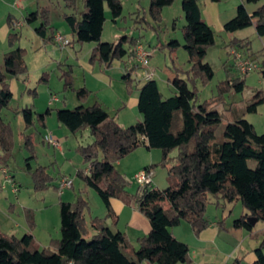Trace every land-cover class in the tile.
Returning a JSON list of instances; mask_svg holds the SVG:
<instances>
[{
  "label": "trees",
  "instance_id": "1",
  "mask_svg": "<svg viewBox=\"0 0 264 264\" xmlns=\"http://www.w3.org/2000/svg\"><path fill=\"white\" fill-rule=\"evenodd\" d=\"M169 0H151L149 14L157 25L163 21V8ZM185 24L181 27L183 42L172 39L166 47L175 52L183 47L188 52L190 70L188 78L176 69L171 84L174 92L164 96L157 80L146 79L139 87L138 110L142 120L129 126H122L100 102L74 108L55 109L59 123L76 134L89 130L93 141L80 144L76 150L82 155L89 168L77 171L84 182L93 188L106 207L104 217H94L90 235L86 213L90 209L88 200L81 193L74 202H60L61 237L52 241L49 247L39 248L31 231L21 237L7 234L0 225V264H185L191 261L190 247L172 234V228L187 221L194 233L199 235L211 225L207 218L210 194L219 205L220 199L228 203L241 202L246 212L234 220V226L254 229L249 217L264 223V134L257 132L248 114L258 112L264 104V92L256 90L252 99L241 108L231 107L230 117L219 110L227 94L242 93L246 76L229 73L220 82L217 95L199 101L197 81L208 83L214 77V69L206 61L210 47L216 43V31L202 15L201 0H180ZM219 2L222 0H213ZM259 0H247L257 3ZM71 13L63 15L71 33V44L94 42L90 62L110 67L115 60L133 63L123 79L132 86L135 79L132 72L140 68L134 63L136 45L140 38L124 35L115 42L101 40L106 21L105 7L117 22L123 14L121 0H84V9L79 10L76 0H70ZM39 20L35 32L43 41H53L55 27L50 20L48 9H39L27 21ZM147 23L152 27L151 21ZM174 21V25H175ZM255 26L258 36L264 38V5L249 12L246 4L237 7L236 15L224 24V30L234 33ZM19 34L8 35L9 45L14 46ZM230 46L252 49L250 39L233 38ZM26 50L14 48L5 54L12 66L10 75L0 67V164L8 167L14 150V131L10 122L3 118V110H13L23 117L21 132L25 148L27 170L32 174L36 190L43 191L52 186L54 177L47 166L33 168L36 159L32 134L33 127L46 128L47 117L53 109L48 107L39 112L34 105L12 108L14 93L10 78L26 73ZM236 67V65H234ZM68 73V72H67ZM260 73L264 78V61ZM45 79V75L42 77ZM65 89L76 92L83 102L91 95L86 87L75 88L72 71L63 75ZM224 129L219 133L224 119ZM146 147L160 149L161 161L156 165L168 167L170 185L164 189L146 186L142 192L123 196L131 182L116 169V163L135 150ZM176 151V155L173 152ZM251 162L255 165L251 166ZM57 188V186L55 185ZM122 197L127 204L136 206L150 222V232L138 239V247L131 244L128 236L113 230L106 219L117 215L111 206L113 198ZM169 206L165 207L164 203ZM29 225H35L33 214L28 215ZM262 240L256 248L253 264H264V230Z\"/></svg>",
  "mask_w": 264,
  "mask_h": 264
},
{
  "label": "rangeland",
  "instance_id": "2",
  "mask_svg": "<svg viewBox=\"0 0 264 264\" xmlns=\"http://www.w3.org/2000/svg\"><path fill=\"white\" fill-rule=\"evenodd\" d=\"M121 1L123 3V14L117 22L112 20L109 8L107 6L105 7L107 18L104 23V30L101 38L103 42H115L124 35L138 36L140 37V41H142L146 47L147 44L152 43L153 48L156 47L157 42H159L158 44H161V41H164L165 39H167L168 42L172 39H180L181 42H183L182 33L180 31L182 24L184 25L185 23V18L180 0H176L172 6L166 7L164 12L165 18L160 25H157V23L154 21L152 22L151 20L149 14L151 0ZM69 2L70 0H0L1 70L10 75L12 66L9 65V60L5 59L6 53L14 48H25L26 50V73L19 77L10 78L11 89L14 93V98L11 103L12 108H22L28 105H34L39 112L45 111L48 107L53 109L52 114L47 117V128L38 126L30 128L27 131L28 134H32L33 136L36 151V159L31 161L32 167L36 168L39 165H47L48 171L55 178L52 186L43 191L36 190L32 174L27 170L26 158L29 156V152L23 144L21 135V132L24 129L23 117L20 114H16L13 110H10L11 112L8 111V109L3 110L4 118L11 121L15 141L13 156L8 165V173L14 174L16 178L15 181L21 183L23 202L22 204H19V209L21 210L22 217L27 223L28 231H31L34 235L35 244L41 249L49 247L53 240L61 237L59 207L61 201L59 200L58 195L60 191L55 187L57 183L59 184L61 178H63L62 176L58 182L60 173L67 175L66 177L72 179L74 183L73 188H67L64 190L63 201L68 200L74 202L77 196L82 193L91 205L93 215H104L103 210H106L98 193L93 188L89 187L77 174V171L80 168L88 169L84 164L82 155L76 150L78 141L81 144H88V129L84 130L87 133H84L83 135H80V133H83L84 131L74 135L66 126H64L62 128L69 132L70 135L69 137L64 136L62 131H58L59 126L63 125L58 122L55 111V109L58 108H74L80 104H84L85 106L89 105V102L87 101L82 103L78 99L75 91L65 89V81L62 79V76H67L68 73L72 71L75 86L82 85L81 83L84 81L85 73L81 69V65H86L88 63L91 49L94 47L95 43L88 42L79 44L74 42L64 47L54 44L52 41L46 43L36 34V26L33 24L35 21L31 23L25 21V19L32 18V16L38 13V9H48L52 24L60 31H66L68 37H71L70 28L63 18L64 13L72 12ZM76 2L78 9L83 10L84 0H76ZM22 5L23 9L17 7ZM10 13L24 22L22 26H19L16 29L20 38L12 47L9 45L8 37H4L2 34L4 25L7 24L8 15ZM179 15L182 16V24L179 22L181 21ZM173 17L176 19L178 27H180L176 32L172 31ZM148 20L151 21L154 27L147 23ZM166 24L170 28L169 33L167 32ZM36 25L39 26V21ZM166 34H168L167 37ZM216 36V43L209 48L206 57V61L211 64L215 74L212 80L206 84H203L200 80L196 82L199 89V101H204L217 95L220 82L227 79L229 73L239 76L236 67H234L235 56L231 54L232 48H237V51L241 52L246 57H252L251 54H248L252 49L248 51L246 48L232 47L229 44L231 40L227 41L225 35L222 36L216 32ZM232 37L234 36L232 35ZM257 38L251 40V43L253 51L261 55L260 60H262L264 46L262 40ZM168 54L169 52L167 51L160 52V50H158V53L153 59H151L148 67L149 70L154 72V79L157 80L161 92L166 97L172 95L169 87L173 88L172 85L167 84V77L165 74L166 67H172V61ZM177 54V65L184 70L183 78L187 79L189 75L187 71L190 70L188 52L181 47ZM261 63L262 62H259V67H261ZM144 72V68L134 70V76H136L139 82L146 80ZM44 75L45 79H42ZM256 90L264 92V78L260 73V68L248 74L245 81V89L242 93L226 95L224 103L219 110L226 118L230 117L232 115L231 112H229L231 107L241 108L246 106V104L252 99ZM53 96L58 97V100H53L50 104L51 106H49V101H51V97ZM92 98L93 97H90L89 99L91 100ZM262 105V111L264 112V104ZM226 118L220 126L219 133L222 132L224 125L227 123ZM250 118L257 122H261L264 119L260 111L250 115ZM258 129L261 131V127ZM44 132L52 133L53 135H58L60 137L59 141L65 148L67 153L66 156L61 155L55 146L42 142V135ZM92 139L93 138L91 137V140ZM54 152L56 154L57 162L53 161L54 158H52ZM176 153L177 152L174 151L173 155H176ZM161 158L162 151L160 149L141 147L133 155L125 157L121 165L115 166L120 173H123L122 171H125L126 169H135L137 167L142 168L145 164H156L161 161ZM250 164L251 166L255 165L254 162H251ZM151 169L153 172L152 185L154 187L164 189L170 185L168 167L156 165ZM124 175L131 184L127 186L123 196L136 193L139 186L135 180V175ZM9 180V182L14 181V178H11L10 175ZM83 188H85L87 192H83ZM216 200L217 198L210 194L211 202L207 208L208 220L213 224H223V226L214 225L216 226V229L218 228L220 230L214 244L201 241L187 221H183L180 225L172 228L174 236L180 241L188 244L190 247V257L192 261L185 264H253L256 259L255 250L260 245L263 237L262 231L264 230V223L258 221L254 225L252 232L245 228H237L234 226V220L246 212L242 203L240 201L236 203H228L220 199L221 203L219 202V205H217L215 203ZM101 206L103 208L102 212L100 211ZM164 206L168 207V202H165ZM30 214H33L34 216L35 225L33 227L29 225L28 221V215ZM90 217L91 216L88 212L86 218L89 225V233L92 235L94 230L90 227ZM107 223H110V221ZM122 224L124 225V222ZM24 234L25 232H23V230H19L17 233L19 237ZM133 243H135L134 246L137 248L138 243L135 241ZM217 249H221L223 254L217 255Z\"/></svg>",
  "mask_w": 264,
  "mask_h": 264
},
{
  "label": "crops",
  "instance_id": "3",
  "mask_svg": "<svg viewBox=\"0 0 264 264\" xmlns=\"http://www.w3.org/2000/svg\"><path fill=\"white\" fill-rule=\"evenodd\" d=\"M21 1H26V0H21ZM168 2H171V3L167 4L163 9V20L165 18L164 12H165L166 7L172 6L176 2V0H169ZM200 2H201L202 15H203V18L205 19V21L216 32H218V34H220L222 36L225 35L227 41L232 40L233 38L253 40V39L258 37L262 40L263 46H264V38L258 36V34L256 32V28L254 25L250 26L246 29H242V30H238L234 33H230V34H229V32H226L224 30V24L229 19H231L232 17H234L236 15L237 7L240 4H242V3L246 4V7L248 8L249 12L252 13L257 8L264 5V0H259L257 3H247V0H222L219 2H215L213 0H201ZM17 7H20L21 9H23L22 8L23 5L17 6ZM105 14H106V18H107L106 11H105ZM179 16L181 17V21H179V22H180V24H182V20H183L182 16L181 15H179ZM36 20H33L31 22L35 21L33 24H34V26L37 27L38 25H36V24L39 20L38 21H36ZM173 20L176 22V19H174V17H173ZM16 21H21V20H19L16 16H14L10 13L8 15L7 24L4 25V28H3L2 34L4 37L5 36L8 37L9 33H11V32L18 33L16 30L17 27L14 26V22H16ZM25 21L29 22V21H27V19H25ZM174 21H173V23H174ZM31 22H29V23H31ZM52 26H54V25L52 24ZM182 26H183V24H182ZM166 29H167V32L169 33L170 28L168 25L166 26ZM177 29H180V27H178V24L177 23H175V25L173 24L172 31L176 32ZM55 32H62V31H60L57 27H55ZM62 33H64L68 37V35L66 34V31H64ZM232 35L234 37H232ZM167 36H168V34H166V37ZM136 37H138V36H136ZM69 38H71V37H69ZM52 42L55 44L54 41H52ZM139 42L142 43V41H140V40H139ZM161 42H162L161 44H158L159 42H157V45L155 48L157 49V53H158V50H160V52H162V51L163 52H165V51L169 52L168 56L171 58L172 67L167 66L165 69V74L167 77V84L172 85L171 81L176 75L175 70L178 68L184 72V70H182L181 68L178 67L177 61H176V60H178L177 59V55H178L177 53H178V50L180 48L175 52H170V49L168 47H166L168 40L165 39L164 41L162 40ZM251 46H252V43H251ZM45 47H46V45H45ZM147 48L155 49V48H153L152 43L147 44ZM92 49H91V51H92ZM80 50H81V48H80ZM90 54H91V52H90ZM248 54H251L252 58L263 63L264 55H263L262 60H260L261 55H259L258 53H255L253 51V47H252V50L248 52ZM154 56H152L150 58V61H151V59L154 58ZM89 59H90V55H89ZM89 59H88V63L86 65L85 64L81 65V69L85 73L84 74L85 75L84 81H83V83H81L82 85H76L77 87L75 86V88L86 87L88 90L91 91V95L87 99H85L83 102H86V101L89 102V105H87V106L93 105L96 102H100L104 106V108L110 113V115L114 116L117 119V121L124 127L141 121L142 120V114L138 110V97H139V87L144 81L139 82L137 80L136 76H134V71L132 72V75H131V77L135 79L134 85L129 86L125 82V80L123 79L124 74L128 73V71H129V69L133 63H125V61H122V60H115L110 67H105L104 65H101L99 63L93 64L90 62ZM134 63H136V61H134ZM137 69H139V68H137ZM86 73H87V76H86ZM182 76H184V75H182ZM169 90L171 93L174 92L173 88L169 87ZM90 97H93V98L90 100L89 99ZM56 98H57L56 99V101H57L58 97H56ZM50 104L51 103L49 101V106H51ZM18 109H20V108H18ZM258 110L262 113L263 118H264V112L262 111L263 105H260ZM8 111H10V110H8ZM250 115H252V114L247 115V119L254 124L258 133L264 134V119L261 122H257L255 120L251 119ZM3 118H4V116H3ZM6 121H8V120H6ZM8 122L11 123V121H8ZM62 127H64V125L59 126L58 131H62L64 136L69 137L70 136L69 132L64 130ZM259 127H261V129H260L261 131H259V129H258ZM46 128H47V120H46ZM87 131L89 133L87 142L90 143L93 141V139L91 140L92 135L90 134V131L89 130H87ZM78 133H80V132H78ZM84 133H87V132L84 131L83 133H80V135H83ZM46 134H48V133L44 132L42 135V142L45 144H47V142L44 140V136ZM49 134H52V133H49ZM74 135H77V133ZM53 136L58 141L60 140V137L58 135H53ZM80 144L81 143L78 141L76 148ZM48 145H49V143H48ZM55 148L57 149V151L61 155L66 156L67 153L65 151L63 144L60 141H59V146H55ZM137 150H135L130 155H133ZM53 155H54L52 157V158H54L53 161L57 162L55 152L53 153ZM123 160L124 159L118 161L116 163V165H121ZM44 166H47V165H44ZM149 166L150 165L145 164L142 168H147ZM142 168L137 167L135 169H128V170L126 169L125 171H122V172L124 174H126L127 176H128V174H133V176H134L137 173V171H140ZM5 169L9 172L8 167L2 166L0 164V225H1V229L3 232H5L7 234L17 235L19 230H23V232L26 233L28 231V226H27V223L25 222L24 218L22 217L21 210L19 209L20 208L19 204H22V202H23L21 183L15 181L16 178H15L14 174H9L8 172L5 173ZM130 172H132V173H130ZM7 175H11V178H14V181L9 182L10 180L8 181L6 178ZM62 176L66 177L67 175L60 173L58 182ZM9 183H11V184H9ZM57 185H58V183H57ZM73 187H74V183H73ZM57 189H59L58 186H57ZM83 190H84L83 192L86 191L85 188H83ZM138 191H139V187H138L137 192ZM11 195H13V196H11ZM58 195H59V200L63 201L64 200L63 199L64 198L63 197L64 196V190L60 191ZM66 201H68V200H66ZM220 203H221V201H220ZM111 206L115 212V215H117V220H115V217L108 218V219H106V223L108 221H110V223H107V225L115 231L119 230V231L125 233L128 236L133 247H135L134 246L135 243H133V242L135 241L136 243H138L137 241L140 237L145 236L150 232L151 225H150L149 220L147 219V217H145L139 211V209L136 206L127 204V202L122 197L113 198L111 200ZM102 210H103V208L101 206L100 211L102 212ZM88 212H89V215L91 216L90 217V221H91V219L94 217H104L106 215L107 211L103 210L104 215H93L92 211H91V205H90V209L87 211V213ZM17 218L19 219V221ZM123 222H124V225L122 224ZM214 225H216V226L222 225L223 226V224L211 223V225L208 228H206L205 230H203L199 235H197V237H199L201 239V241H203L205 243H213L214 244V242L216 241V238L218 237V235L220 233L219 232L220 230L218 228L216 229L215 228L216 226H214ZM93 233H94V231H93ZM172 234L174 235L173 230H172ZM216 253H217V255L223 254L221 249H217ZM255 260H254V262H255ZM191 261H192V259H191Z\"/></svg>",
  "mask_w": 264,
  "mask_h": 264
},
{
  "label": "built area",
  "instance_id": "4",
  "mask_svg": "<svg viewBox=\"0 0 264 264\" xmlns=\"http://www.w3.org/2000/svg\"><path fill=\"white\" fill-rule=\"evenodd\" d=\"M23 22L21 21H16L14 22L15 27L22 26ZM53 41L55 44L64 47L68 46L71 44V38L67 37L64 33L62 32H55ZM157 53V49H150L147 48L143 43L138 42L136 45V57L135 61L137 65L140 66V68H144V77L146 79H152L154 78V72L149 70V63H150V58L154 56ZM231 54L235 56V65L236 69L241 76H246L252 71L259 69L260 64L259 61L252 58V57H246L244 56L241 52L237 51V48H232L231 49ZM56 97H52L50 103L53 102V100H56ZM44 140L53 145V146H59V141L53 136V134H46L44 136ZM89 170V169H88ZM87 170V171H88ZM8 171L5 169V173ZM7 180L10 179V175H7ZM135 180L137 181V184L139 186V192H142V190L148 186L153 184V172L151 168H144L138 171L135 174ZM73 187V180L68 178V177H63L61 178L58 188L60 191L65 190L67 188H72Z\"/></svg>",
  "mask_w": 264,
  "mask_h": 264
},
{
  "label": "water",
  "instance_id": "5",
  "mask_svg": "<svg viewBox=\"0 0 264 264\" xmlns=\"http://www.w3.org/2000/svg\"><path fill=\"white\" fill-rule=\"evenodd\" d=\"M248 220L251 222V224L255 225L258 222L257 218L249 217Z\"/></svg>",
  "mask_w": 264,
  "mask_h": 264
}]
</instances>
